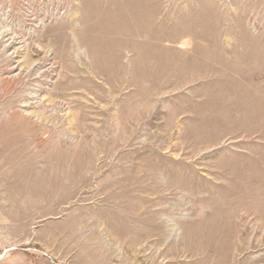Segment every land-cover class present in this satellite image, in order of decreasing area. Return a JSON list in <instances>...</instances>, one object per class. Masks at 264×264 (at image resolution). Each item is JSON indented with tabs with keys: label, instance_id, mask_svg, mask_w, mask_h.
I'll return each mask as SVG.
<instances>
[{
	"label": "rangeland",
	"instance_id": "1",
	"mask_svg": "<svg viewBox=\"0 0 264 264\" xmlns=\"http://www.w3.org/2000/svg\"><path fill=\"white\" fill-rule=\"evenodd\" d=\"M0 264H264V0H0Z\"/></svg>",
	"mask_w": 264,
	"mask_h": 264
}]
</instances>
